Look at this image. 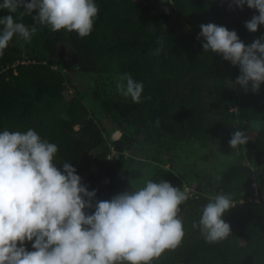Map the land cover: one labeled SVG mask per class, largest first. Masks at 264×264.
Listing matches in <instances>:
<instances>
[{"label":"trees","instance_id":"16d2710c","mask_svg":"<svg viewBox=\"0 0 264 264\" xmlns=\"http://www.w3.org/2000/svg\"><path fill=\"white\" fill-rule=\"evenodd\" d=\"M154 1L161 5L151 6L137 0H94L99 12L89 36L80 38L75 32L63 29L53 32L46 27L35 40V50L24 54L11 41L0 57V132L33 129L42 139L57 144L54 162L58 169H62L64 162L70 163L88 190H96V201L110 200L125 190H135L127 180L116 175L122 152L134 140L123 132L113 142L118 160L105 162L101 130L89 118L79 96L69 100L64 112L60 107L64 78L51 68L54 62H69L87 74L128 73L143 83L141 103H133L130 97L127 103L111 98L101 101L114 122L124 117L123 109L127 108L136 133L146 127L172 143L192 139L207 142L216 134L231 132L238 121L257 120L264 124V92L243 89L229 92V83L235 82L239 69L219 54L204 52L203 38L198 39L200 25L214 23L235 30L248 45L264 35V25L255 33L245 27V22L258 12L246 5L243 10L235 6L230 9V0ZM21 11L11 13L14 19L33 26L31 16L21 17ZM8 14L7 10H0V17ZM178 20L189 28V34L176 32L174 23ZM159 37H163L164 45L156 55ZM50 57L56 59L53 61ZM24 59L29 63L22 64ZM262 86L264 89V83ZM230 107L235 110L230 111ZM241 150L248 164L229 167L215 187L218 194L241 196L234 200L236 206L222 217L231 228L228 238L217 243L206 242L200 229L192 225L198 224L202 208L212 198L188 195V200L180 206L179 218L185 231L181 244L175 250L165 251L151 264H264L261 190L258 189L260 203L248 201L254 192L251 167L261 168L264 174V130L234 151ZM92 153V160L86 163V157ZM161 179L182 190L175 175L166 171L154 182ZM91 211L94 209L89 214ZM234 233H238L242 244L231 240ZM33 242L25 241L26 250H33Z\"/></svg>","mask_w":264,"mask_h":264},{"label":"clouds","instance_id":"9594fccd","mask_svg":"<svg viewBox=\"0 0 264 264\" xmlns=\"http://www.w3.org/2000/svg\"><path fill=\"white\" fill-rule=\"evenodd\" d=\"M245 5L258 12L245 22L255 33L264 25V0H230L228 7L243 10ZM19 9L21 17L31 16L53 32L63 29L80 38L90 35L99 12L94 0H2L0 10L9 14L0 17V57L14 36L30 43L36 32L14 19L11 13ZM201 37L204 52L239 67L235 84L259 92L264 83V35L246 45L235 30L208 23L200 25ZM157 43L154 54L159 55L163 37ZM120 81L118 91L133 103L143 102V83L128 73ZM155 123L159 125V117ZM247 141L237 130L228 143L237 150ZM57 153V144L33 129L0 132V264H151L181 244L185 231L179 213L187 192L165 180L148 179L141 188L96 201V190H88L70 163L58 169ZM235 206L232 194H217L192 226L208 243L223 241L231 228L222 217ZM25 241H34L32 251L26 250Z\"/></svg>","mask_w":264,"mask_h":264},{"label":"rangeland","instance_id":"374dc122","mask_svg":"<svg viewBox=\"0 0 264 264\" xmlns=\"http://www.w3.org/2000/svg\"><path fill=\"white\" fill-rule=\"evenodd\" d=\"M137 1L151 6L161 5V2L154 0ZM174 26L178 34L190 33L189 28L179 20L174 23ZM32 27H35L36 32L30 43L25 42L19 36H14L12 39L22 48L24 54L35 50V40L47 26L35 23L29 28ZM50 58L53 61L56 59V57ZM24 60L26 61L21 62L22 64L29 63L28 59ZM12 67L15 68V65ZM236 67L239 69L238 66ZM51 68L64 78L63 99L60 102L63 112L66 110L69 100L77 95L87 108L89 118L101 130L106 151L105 162L113 163L118 160L119 155L113 149V142L118 140L123 132L134 140L133 145L122 152L123 158L116 169V175L127 180L135 190L143 187L145 180L156 181L161 173L167 171L176 176L181 183L182 191L187 192L189 196L202 195L213 199L218 194L215 187L221 180L222 174L233 165L248 164L244 150L236 152L230 148L228 141L231 134L240 130L245 133L248 140H253L259 131L264 130V124L260 121H238L235 122L231 132L216 134L207 142L192 139L185 143H172L169 139L157 135L146 127L139 128L136 133L134 132L136 126H131L133 117L127 113V108L123 109L124 117L122 116L118 122H114L101 105V101L105 98L120 100L123 103L128 102V97L117 90V84L121 82L122 74H87L69 62L67 64L54 62ZM240 89L242 90L235 82L229 83V92ZM261 91L264 92L262 84L259 89V92ZM248 92L251 91L248 90ZM234 110L230 107V111ZM93 156L94 153L90 154L86 157L85 162H90ZM251 175L252 185L258 182V186H253L254 192L248 201L260 203V201L258 202V189H260L263 198L261 203L264 206V174H261V168L251 167ZM240 197L237 194H232L233 202L235 203L234 200ZM239 202L244 203L245 201L239 200ZM231 240L237 245L243 242L239 239L238 233H234Z\"/></svg>","mask_w":264,"mask_h":264}]
</instances>
